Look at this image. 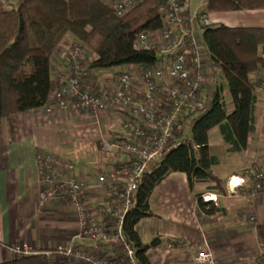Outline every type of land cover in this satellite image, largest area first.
<instances>
[{"label": "trees", "instance_id": "16d2710c", "mask_svg": "<svg viewBox=\"0 0 264 264\" xmlns=\"http://www.w3.org/2000/svg\"><path fill=\"white\" fill-rule=\"evenodd\" d=\"M165 0H143L123 16H118L102 0H21L0 9V118L45 106L52 90V58L67 35L94 53L91 67L104 70L124 65L151 67L158 53L137 50L139 33L164 26L160 13ZM264 9V0H205L197 13L203 28V43L212 66L220 67L232 107L225 101L223 86L215 92L203 112L191 124L180 122L174 147L139 182L133 206L124 221V234L139 264H151L148 253L160 246L158 238L144 243L139 223L156 217L151 205L156 188L172 173L186 174L191 193L207 216L226 209L204 201L209 192L227 195L226 183L213 172L220 157L210 145L209 132L218 128L228 153L248 148L257 130L259 91L264 73V27H228L206 24L213 12ZM199 185H206L197 192ZM258 240L264 247V225L258 226ZM55 254V253H54ZM46 252L19 255L0 264H51Z\"/></svg>", "mask_w": 264, "mask_h": 264}, {"label": "crops", "instance_id": "0c3cea01", "mask_svg": "<svg viewBox=\"0 0 264 264\" xmlns=\"http://www.w3.org/2000/svg\"><path fill=\"white\" fill-rule=\"evenodd\" d=\"M190 1L184 0V3L192 15L205 5V0H202L201 7L191 12ZM206 19L210 25L264 27V9L213 12ZM194 24L201 26L197 19ZM69 46L70 42L63 41L53 55L50 97L57 88L58 76L65 64ZM103 73L96 71L90 75L88 84H102ZM259 106L257 130L250 136L248 148L238 153L241 165L230 171L224 181L233 175L245 176V171L252 165L264 166V90L259 91ZM120 122V118L108 112L100 117L98 123L92 115L81 110L51 108L48 111L47 105L0 118V263L15 259L17 255L13 249L16 247H27L32 253L55 252L60 246L68 245L78 233L77 212L64 192L47 202L40 199V177L36 165L39 152L58 156L64 166L72 164L74 176L87 180V204L96 214L100 206L114 201L117 193L110 186H102L97 175L100 171H111L116 165L127 161L123 151L110 146L112 141L121 137ZM210 133L209 142L214 148ZM205 188L206 185H199L196 191L202 192ZM252 188L253 183L247 178L245 186L239 190L241 200L235 201L233 195H217L226 212L207 216L198 207L186 174H170L156 188L151 199L157 216L143 219L138 225L144 243L155 238L161 243L148 253L150 263L193 264L194 252L208 242L214 248L220 264H234L232 260H226L223 244H220L227 236L221 234L217 237L218 241L214 240L224 227L223 224L215 225L214 221L228 218L232 211L251 223L253 238L247 248L250 251L248 254L246 250L240 253L245 255L244 261L251 259L260 245L257 240L258 226L264 225V192L250 199ZM247 205L250 212L243 215ZM250 215L255 216L256 221H251ZM98 216L101 217L100 214ZM104 222L109 225L111 219H105ZM80 243L85 247L96 244L93 238H84ZM168 243H173L174 247L168 248ZM97 247L102 255L117 257L114 246L99 242ZM51 264L87 263L54 254Z\"/></svg>", "mask_w": 264, "mask_h": 264}, {"label": "built area", "instance_id": "2783aa9c", "mask_svg": "<svg viewBox=\"0 0 264 264\" xmlns=\"http://www.w3.org/2000/svg\"><path fill=\"white\" fill-rule=\"evenodd\" d=\"M18 1L21 0H0V9L16 5ZM102 1L118 16H123L143 0ZM160 13L164 26L139 33L134 43L137 50L157 52L158 60L148 68L130 64L120 70L119 66L115 73H103L102 84L96 86L88 84L90 75L102 71L91 67L94 53L70 34L63 40L70 42L69 51L57 88L49 98L48 111L51 108L81 110L98 123L104 113L114 114L121 120V137L110 146L123 151L127 161L111 171L98 173L99 183L112 187L117 196L113 202L100 206L96 214L87 204L88 182L74 176V166L62 165L60 158L51 153L37 154L40 199L47 202L64 192L77 212L79 224L78 233L68 245L47 255L60 254L87 264H139L124 234L125 217L134 204L139 182L174 147L180 122L191 124L193 118L203 112L217 85L214 75L208 71L209 56L194 24L197 14L188 12L184 0H165ZM204 22L209 24L206 18ZM256 76L263 81L264 90V73ZM247 178L253 183L250 199L264 192V166L255 164L245 171V176L233 175L228 179L227 196L238 193ZM211 195L216 196L212 202L218 206L219 197ZM207 196L202 195L204 201L211 202ZM249 218L256 221L253 215ZM105 219H111L109 225ZM84 238H93L96 244L85 247L80 243ZM99 242L114 246L117 257L99 253ZM167 247L173 248L174 244L168 243ZM13 251L17 256L32 253L27 247H16ZM193 264L220 263L214 248L206 242L194 252ZM240 264H264V247L259 245L255 255Z\"/></svg>", "mask_w": 264, "mask_h": 264}, {"label": "rangeland", "instance_id": "374dc122", "mask_svg": "<svg viewBox=\"0 0 264 264\" xmlns=\"http://www.w3.org/2000/svg\"><path fill=\"white\" fill-rule=\"evenodd\" d=\"M201 2L202 0H191L190 1L191 12H194L196 11L197 8L201 7L200 5ZM17 3H19V1ZM196 28H197L199 37L203 41V37H202L203 28L201 26H196ZM203 46H204L203 49H205L207 52L206 46L204 44ZM206 61H209V59H207ZM119 68L120 70H125L126 66H121ZM208 69H209L208 70L209 73L211 75H214L215 82L223 86V93H224L225 101L228 104L229 108H231L232 107L231 98L228 92L227 84L224 78L222 77L220 67H216V66L211 67V65H209ZM116 70H117V67L110 68V69H104L102 71L107 72V73H115ZM217 138L218 140H216ZM210 141L212 145L215 146L214 147L215 153L220 157V164L213 167V172L219 177L224 179L225 176L230 171L238 169V167H240L241 163L238 160L239 154L238 153L231 154L226 151L225 145L222 141L218 128H214L211 130ZM217 143H220V144L218 145ZM205 195H210V194H205ZM233 196H234L235 201L241 200L239 192L237 194H234ZM222 202L226 203L223 200ZM219 205H220V202H219ZM247 206L246 208H244L242 212L243 215H246L247 213L250 212L249 205ZM214 224L215 225L217 224V226H219L220 224L221 225L223 224L222 226H224L223 229L219 231V233L216 235L214 240L218 241L217 237L221 234H223V236L224 235L227 236L226 240H222L220 243L221 245L223 244L222 249L225 250V254L223 255L225 256L226 260L229 262H231L232 260L234 264L235 262L240 263L241 261H244L246 259L245 255H242V254L240 255V253L246 250V253L248 254L250 251L247 248L249 247V241L253 238L251 223H249L245 217H242L241 215L237 216V214H235V211H232L229 213L228 218H225L219 221L217 219V221H214ZM257 240H258V234H257ZM255 253L252 254V256L255 255Z\"/></svg>", "mask_w": 264, "mask_h": 264}, {"label": "bare ground", "instance_id": "6f19581e", "mask_svg": "<svg viewBox=\"0 0 264 264\" xmlns=\"http://www.w3.org/2000/svg\"><path fill=\"white\" fill-rule=\"evenodd\" d=\"M215 198H216L215 195H211V194H210V195L207 196V200H208V201H213Z\"/></svg>", "mask_w": 264, "mask_h": 264}]
</instances>
